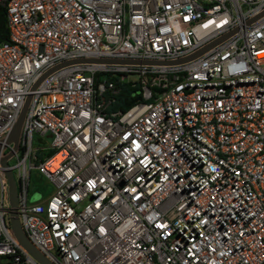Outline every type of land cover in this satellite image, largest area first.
Masks as SVG:
<instances>
[{"label": "built area", "instance_id": "1", "mask_svg": "<svg viewBox=\"0 0 264 264\" xmlns=\"http://www.w3.org/2000/svg\"><path fill=\"white\" fill-rule=\"evenodd\" d=\"M0 5V157L49 261L264 264V0ZM121 81L140 97L109 109ZM4 168L0 264H40L9 227ZM31 169L46 197L28 198Z\"/></svg>", "mask_w": 264, "mask_h": 264}, {"label": "water", "instance_id": "2", "mask_svg": "<svg viewBox=\"0 0 264 264\" xmlns=\"http://www.w3.org/2000/svg\"><path fill=\"white\" fill-rule=\"evenodd\" d=\"M219 39V38H218ZM217 40V39H216ZM216 40L210 42L209 44H206L205 46L201 47L197 51L193 52L191 55H194L201 50L205 49L212 43H214ZM187 56V57H189ZM81 60H92V58H82ZM95 60H102V61H109L108 58H95ZM179 59L171 60L170 62H175L178 61ZM119 61H125V60H119ZM25 110V105L22 106L15 122L13 123L9 134L5 138V142L12 141L13 142V148L16 146L17 143V137L20 129V124L21 120L24 114ZM11 154V151L8 153L4 154L3 156L0 157V164L4 166V173L7 179L8 183V200L9 204L11 206V210L9 211V218H8V223L9 227L11 229L12 234L14 235L15 239L17 242L25 249L37 262L40 264H53L51 261H49L43 253H41L27 238L26 234L24 233L23 229L21 228L19 221L17 217L15 216V204H16V182L14 180V177L12 175V172L9 168H7V162L6 158Z\"/></svg>", "mask_w": 264, "mask_h": 264}, {"label": "trees", "instance_id": "3", "mask_svg": "<svg viewBox=\"0 0 264 264\" xmlns=\"http://www.w3.org/2000/svg\"><path fill=\"white\" fill-rule=\"evenodd\" d=\"M7 39V28L5 25V13L3 6L0 5V41ZM119 90L114 97V100L110 103L109 109H125L136 101L140 94L138 92V85H131L129 82L121 81L118 82ZM51 152V149L42 151L41 149L37 150V156L42 157L45 154Z\"/></svg>", "mask_w": 264, "mask_h": 264}, {"label": "rangeland", "instance_id": "4", "mask_svg": "<svg viewBox=\"0 0 264 264\" xmlns=\"http://www.w3.org/2000/svg\"><path fill=\"white\" fill-rule=\"evenodd\" d=\"M35 142V135H34ZM14 162L13 158L8 159V163ZM14 174V170L12 171ZM30 183L31 187L28 192L29 199H41L46 197L52 191V185L47 181L36 169H31L30 171Z\"/></svg>", "mask_w": 264, "mask_h": 264}]
</instances>
